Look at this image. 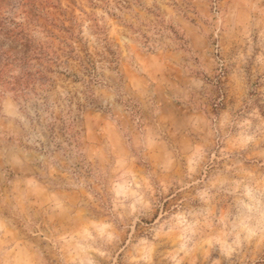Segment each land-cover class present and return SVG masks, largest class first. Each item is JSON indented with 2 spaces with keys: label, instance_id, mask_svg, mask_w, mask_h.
<instances>
[{
  "label": "rangeland",
  "instance_id": "rangeland-1",
  "mask_svg": "<svg viewBox=\"0 0 264 264\" xmlns=\"http://www.w3.org/2000/svg\"><path fill=\"white\" fill-rule=\"evenodd\" d=\"M0 264H264V0H0Z\"/></svg>",
  "mask_w": 264,
  "mask_h": 264
},
{
  "label": "trees",
  "instance_id": "trees-1",
  "mask_svg": "<svg viewBox=\"0 0 264 264\" xmlns=\"http://www.w3.org/2000/svg\"><path fill=\"white\" fill-rule=\"evenodd\" d=\"M16 61H24L23 65H20L19 68L21 69V73L25 72L27 74L28 78L25 81L17 80L16 82H14L13 83L14 87L12 90L19 91L23 94V93L28 91V88H30L32 86V84L35 83L34 79H35L36 75L29 72V70H28V68H30V64L28 63V61H30L29 57H24V59L17 58Z\"/></svg>",
  "mask_w": 264,
  "mask_h": 264
}]
</instances>
